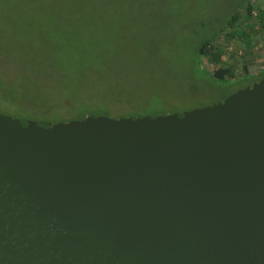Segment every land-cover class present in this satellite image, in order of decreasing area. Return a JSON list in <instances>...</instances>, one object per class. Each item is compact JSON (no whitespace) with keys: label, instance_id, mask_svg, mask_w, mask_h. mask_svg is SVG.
Segmentation results:
<instances>
[{"label":"water","instance_id":"obj_1","mask_svg":"<svg viewBox=\"0 0 264 264\" xmlns=\"http://www.w3.org/2000/svg\"><path fill=\"white\" fill-rule=\"evenodd\" d=\"M0 264H264V76L180 112H0Z\"/></svg>","mask_w":264,"mask_h":264},{"label":"rangeland","instance_id":"obj_2","mask_svg":"<svg viewBox=\"0 0 264 264\" xmlns=\"http://www.w3.org/2000/svg\"><path fill=\"white\" fill-rule=\"evenodd\" d=\"M256 4L0 0V112L17 116L14 108H22L12 105L14 99L55 110L67 100H84V111L79 105L71 114L106 111L110 117L187 111L223 100L264 75V68L257 70L264 66L262 38L249 52L250 71L241 60L246 45L240 31L249 40L251 32L244 16ZM208 38L224 48L221 64L234 66L233 75L215 76L216 60L200 55ZM62 111L50 117L61 119Z\"/></svg>","mask_w":264,"mask_h":264},{"label":"trees","instance_id":"obj_3","mask_svg":"<svg viewBox=\"0 0 264 264\" xmlns=\"http://www.w3.org/2000/svg\"><path fill=\"white\" fill-rule=\"evenodd\" d=\"M254 8L255 7H253V5H249L247 8V13L244 16L248 25L250 26V29L253 26L252 25L253 24V18H256V16L252 13V10ZM238 16L239 15H235L233 17V19L235 20ZM259 18L261 19V22L264 25V13L263 12L259 15ZM241 33H243V36L241 35V37L244 38V40H246L248 42V44H250V40L246 36L247 32L243 30L242 32L240 31V34ZM212 40H213V38L205 39L201 43V45L198 49V52L200 53L201 56L209 54L213 59H215L218 66L215 69L213 74L217 77H221L222 79H225L226 77H229V76L234 74L233 71H234L235 67L232 65L225 66V65L221 64V60H222L221 57L224 54L225 50H224V48H222L220 46H217V45L213 46ZM248 44H246L247 50L250 47ZM245 68L247 69V65L245 66ZM261 76H264V75H260L259 77H261ZM11 98H14V97H11ZM10 101L12 102L13 106L17 104L22 108V111L15 110L17 107L14 108L13 112H15V111L17 112V117H24V118H28V119L43 120V121H49V120H51V121H68V120L76 119V118L86 114V113L85 114L80 113L78 115L71 114L72 112H75V109L79 105L81 107V111L82 112L84 111L83 109L85 108V105H87V102L84 100H81V101L67 100V101H65L63 103V105L61 106L64 110V111H62V114L60 113L62 115L61 119L60 118H51L50 116H52L51 115L52 113H54V114L59 113L62 108L55 110L57 107L56 108L55 107L50 108V106L47 104H35L34 102H31V103L27 104L26 106H22V105H24V103H22V105H21L20 101H19V103H17V101L15 99L13 100L14 102L12 100H10ZM91 113L94 114V112H90V111L87 114H91ZM101 113L107 114L106 111H102ZM151 115H154V114H151Z\"/></svg>","mask_w":264,"mask_h":264},{"label":"crops","instance_id":"obj_4","mask_svg":"<svg viewBox=\"0 0 264 264\" xmlns=\"http://www.w3.org/2000/svg\"><path fill=\"white\" fill-rule=\"evenodd\" d=\"M252 25L253 26H252V28L250 30L251 31L250 32V44H248V42L246 40H244V38L241 37L243 39L245 45L248 44L250 46L248 48V50H247V48L244 49L245 55L242 56V57L240 56L242 58L241 60H243V63H242L243 68L246 71H250V69L252 67L251 66L252 63L254 65V62H253V60H254V54L249 53V52H251V51L253 52V50H255V47L258 45L259 40L261 39V37H262L261 35L263 33V30H264V25L262 24L261 19L259 18V16H256V18H253V24ZM260 53H262V51ZM247 54L250 55V56L249 57L246 56ZM236 56L239 57L237 54H236ZM246 65H247V69L245 68ZM263 68H264V66L260 67L257 70H261Z\"/></svg>","mask_w":264,"mask_h":264},{"label":"built area","instance_id":"obj_5","mask_svg":"<svg viewBox=\"0 0 264 264\" xmlns=\"http://www.w3.org/2000/svg\"><path fill=\"white\" fill-rule=\"evenodd\" d=\"M257 4L256 7L252 10V13L255 16H259L262 12L264 13V1L263 0H256ZM262 37V43L264 44V30L263 33L261 35ZM240 54H242V51L239 52Z\"/></svg>","mask_w":264,"mask_h":264},{"label":"flooded vegetation","instance_id":"obj_6","mask_svg":"<svg viewBox=\"0 0 264 264\" xmlns=\"http://www.w3.org/2000/svg\"><path fill=\"white\" fill-rule=\"evenodd\" d=\"M256 80V79H255Z\"/></svg>","mask_w":264,"mask_h":264}]
</instances>
